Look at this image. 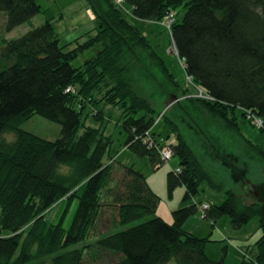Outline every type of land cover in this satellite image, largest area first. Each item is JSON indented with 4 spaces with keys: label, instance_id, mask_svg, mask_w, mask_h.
<instances>
[{
    "label": "trees",
    "instance_id": "trees-1",
    "mask_svg": "<svg viewBox=\"0 0 264 264\" xmlns=\"http://www.w3.org/2000/svg\"><path fill=\"white\" fill-rule=\"evenodd\" d=\"M85 2L93 26L60 44L53 17L31 24L43 12L37 0H0L3 31L25 22L31 25L18 37L1 39L0 264H43L45 257L50 264H81L82 250L68 248L88 236L106 207L116 209L113 226L140 220L96 240L98 247L119 256V264H167L171 259L177 264H231L224 257L225 246L219 259L211 258L205 248L214 240L183 228L198 209L199 203L191 200L200 184L205 181L220 190L223 184L213 180L170 115L162 112L155 123L154 108L135 89L131 64L150 73L148 59L158 69L171 86L162 88V93L175 95L172 105L182 116L203 109L224 128L237 132V112L246 117L245 110H250L264 118V0H123L139 19L159 21L173 13L168 30L176 52L194 84L211 99L187 96L147 36L114 0ZM178 6L186 10L175 19ZM95 45L99 49L93 57L79 66L71 64ZM101 87L104 93L94 99L93 92ZM85 100L122 107L121 125L128 132L125 147L148 156L153 168L162 160L157 148L148 145L146 131L165 142L174 137L170 145L180 171H168L167 183L169 192L182 185L184 193L171 223L155 213L159 195L140 171L109 156L104 159L111 136L82 122ZM33 114L59 123L60 135L49 140L22 129L21 123ZM93 115L100 119L102 112ZM160 121L168 128L164 136L157 128ZM6 132H13L14 139H5ZM209 142L203 140L205 150L228 165L251 199L247 202L226 188L224 199L203 209V217L214 224L226 215L233 228L257 217L261 234L251 253L242 255L237 264H264V183L258 185L259 196H253L239 156L218 140ZM79 186L83 190L77 194ZM75 196L78 203L68 228L61 221L45 220L47 208Z\"/></svg>",
    "mask_w": 264,
    "mask_h": 264
},
{
    "label": "rangeland",
    "instance_id": "rangeland-1",
    "mask_svg": "<svg viewBox=\"0 0 264 264\" xmlns=\"http://www.w3.org/2000/svg\"><path fill=\"white\" fill-rule=\"evenodd\" d=\"M39 1L40 2L38 3H41L43 7L46 8L44 2H42L43 0ZM78 4V2L75 3L76 6H78ZM122 4L124 7L123 12L127 16V19L138 26L147 36L159 56L164 60L169 71L174 75L175 80L181 87L186 88L187 96H193L195 93L198 94L200 88L194 84L191 76L186 73L184 69V61L176 52L174 42L172 41L170 32L167 28V19L163 18L159 21L139 19L132 15L131 6L129 4L125 2ZM57 5L58 3L52 5L50 10L49 8H47L46 11L43 9V12L38 13L31 19V24L39 25L44 21V16L49 18L53 17L52 15H56L58 9ZM185 10V7L178 6L174 10L176 14L175 19H180ZM54 19L55 18H53L52 21H55ZM76 20L77 18L68 17L64 22L60 23L61 25H55L54 22L58 34L59 31H61V34H59L60 44L66 43L68 39L67 37H75L79 34L84 35V33L89 30L90 26H88L86 22L80 25L77 30H73L72 26ZM3 23L4 16L0 13V47L2 44V37H5L6 39L18 37L31 27L28 22H25L15 26L10 31L5 32L3 31ZM63 29H66L67 34L65 31H62ZM82 38H84V36ZM98 49L99 46L95 45L84 50L72 60L71 64L73 66L83 64L85 60L93 57ZM146 65L149 67L150 73L146 70L142 71L135 63L131 64L135 89L139 94L148 99L150 105L154 108L153 113L156 119L161 112L166 113L167 116L170 115V118L177 123L181 134L194 149L205 169L212 174L213 180L223 184V186H221L222 190L210 187L205 181L200 184L198 193L193 197V202L199 203L198 209L187 217L183 224V228L197 236L209 235L208 237L214 238L218 232H222L231 237V241L229 240L228 243L230 245H228L224 257L228 263L237 264L242 255L251 253L253 244L250 245L249 248H244V246L249 241H254L256 235L260 233L258 220L257 217H253L241 227L233 228L229 217L226 215H222L216 219L214 224H212L209 219L203 217L201 204L220 203L225 197L224 190L226 188H232L239 192L247 202L251 199L244 193L242 187L239 185L238 178L232 176L233 173L228 165L224 164L222 160L217 158L214 154L211 156L205 150L203 140L208 143H210L209 140H212L213 142L214 140H218L226 150H230L237 154L239 156L238 163L242 169H244L246 178L250 182L259 185V183H264V130L254 125L239 112H237L239 128L236 132L226 127L224 128L222 122L219 120H213L203 109L192 110L193 114L188 116H182L178 109L176 110V107L172 104L165 109L169 96L167 97L162 93L163 91L161 89H171V86L166 83L164 77L148 59H146ZM104 91V87H101L100 91L95 90L93 92V98L99 99ZM171 93H174L173 90H171ZM83 106L82 122L85 125L92 127H100L105 134L111 136L112 141L109 146V151L104 157L105 160H107L109 156L116 159L117 162L133 165L136 170L140 171L146 177L147 182L152 185L153 190L159 195L157 206L160 210H164V207L168 202L169 204L177 203V201L182 198L184 187L182 185L174 187V195L172 197L170 196L167 183L168 171L172 170L177 165L178 159L176 156H172L168 161H162L158 167L153 168L148 156H138L125 147L124 142L128 137V132L121 125L123 119L122 107L119 105L104 104L103 101L97 102L96 100H85ZM98 110L102 112V117L100 119H96L93 115ZM20 127L49 140H53L60 135L59 123L39 114H33L29 119L23 121ZM157 128L161 130L163 136L168 132V128L164 126L163 121L158 122ZM4 137L7 140H13L15 134L13 132H6L4 133ZM173 141V136L166 140L167 143ZM82 190L83 186H79L77 194H80ZM77 203L78 198L76 196L71 199H60L45 210L44 218L48 223H58L61 221L62 226L68 228L76 210ZM155 213L157 214V212ZM116 217L117 212L115 208L106 207L102 209L88 236L79 241V243L68 248L82 250L83 258L81 264H119V256L98 247L96 240L104 233L124 229L140 220L125 225L117 224L113 226L112 221ZM224 244L223 240L210 241L207 243L205 251L211 258L219 259L222 255ZM238 246L240 248H238ZM43 259V264H50L49 257ZM167 264L177 263L174 259H171Z\"/></svg>",
    "mask_w": 264,
    "mask_h": 264
},
{
    "label": "crops",
    "instance_id": "crops-1",
    "mask_svg": "<svg viewBox=\"0 0 264 264\" xmlns=\"http://www.w3.org/2000/svg\"><path fill=\"white\" fill-rule=\"evenodd\" d=\"M37 1L40 2L39 0H37ZM42 2H44L46 8L43 7V5L41 3H39V4L41 5L42 9H44L45 11L47 8H49V10H50L52 5L58 3L57 13H56V15H52L53 18H55L54 19L55 25L64 22L65 19L69 17V18H77V20L74 22V25L72 26L73 30L74 29L77 30L80 27V25L84 24L85 22L87 23L88 26H90L89 29L93 26V14H92V11L89 8V6L86 4L85 0H43ZM76 2L79 3L78 6L75 5ZM62 31H65L67 34L66 29H63ZM59 34H61V31H59ZM79 35H81V34H79ZM79 35H77V36H79ZM77 36H75V37H77ZM75 37H67L68 38L67 41H70V40L74 39ZM149 186L153 190L152 185L149 184ZM173 193H174V189L172 190V192H170V196L173 197V195H174ZM181 199L178 200L177 203L175 202L173 204H169V202H168L167 205L164 207V210H160L157 206L156 207L157 215L162 217L166 222L171 223L173 221L172 211L174 209L180 207L183 204ZM191 202H193V199L191 200ZM260 234H261V232L258 235H256L254 241L250 242L249 241L251 239L250 238L248 240L249 242L247 241L248 243L244 246V248H246V247L249 248V246L252 245L257 240V238L260 236ZM204 236H209V235H204ZM204 236H200V237H204ZM209 238L211 240H214V241L223 240L225 243L224 246L226 247V251H227L228 245H230L228 243H229V240L231 241V237L223 234L222 232H218V234L215 235L214 238H211V237H209ZM238 248H240V247L238 246Z\"/></svg>",
    "mask_w": 264,
    "mask_h": 264
},
{
    "label": "built area",
    "instance_id": "built-area-1",
    "mask_svg": "<svg viewBox=\"0 0 264 264\" xmlns=\"http://www.w3.org/2000/svg\"><path fill=\"white\" fill-rule=\"evenodd\" d=\"M115 3L123 10V0H114ZM174 15L173 13H169L165 19H167V28H170V24L173 21ZM73 89L72 87H67L66 90H71ZM193 96H198V97H202V98H209L211 99L206 93H204L201 89H199V93H195L193 94ZM246 112V118L251 121L254 125L260 127V129L264 130V118L255 114L254 112L250 111V110H245ZM159 117L155 120V123L158 121ZM147 134V140H148V145L149 146H154L157 148L160 158L162 161H168L170 160V158L173 156V151H172V147L170 145V142L167 143L165 142L161 137L160 138H156V137H152L150 134V130L146 131ZM157 142L161 143V147H159L157 145ZM173 170L175 171H180L179 167L176 166ZM201 208L206 209L208 208V204L207 203H202L201 204Z\"/></svg>",
    "mask_w": 264,
    "mask_h": 264
},
{
    "label": "water",
    "instance_id": "water-1",
    "mask_svg": "<svg viewBox=\"0 0 264 264\" xmlns=\"http://www.w3.org/2000/svg\"><path fill=\"white\" fill-rule=\"evenodd\" d=\"M174 101H176V99H175V95L170 96L169 99H168L167 102H166L165 109H166L169 105H171ZM249 184H250V188H251V190H252V194H253V196L258 197V196H259L258 185H257V184H254V183H252V182H250V181H249Z\"/></svg>",
    "mask_w": 264,
    "mask_h": 264
},
{
    "label": "flooded vegetation",
    "instance_id": "flooded-vegetation-1",
    "mask_svg": "<svg viewBox=\"0 0 264 264\" xmlns=\"http://www.w3.org/2000/svg\"><path fill=\"white\" fill-rule=\"evenodd\" d=\"M248 188V190H250V192H252L251 188H250V184L248 183V186H246Z\"/></svg>",
    "mask_w": 264,
    "mask_h": 264
}]
</instances>
